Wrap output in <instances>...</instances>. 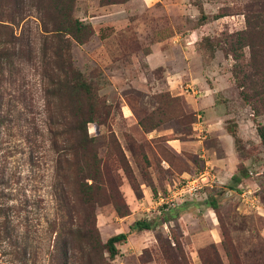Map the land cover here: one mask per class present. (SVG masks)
Returning <instances> with one entry per match:
<instances>
[{
    "label": "rangeland",
    "instance_id": "374dc122",
    "mask_svg": "<svg viewBox=\"0 0 264 264\" xmlns=\"http://www.w3.org/2000/svg\"><path fill=\"white\" fill-rule=\"evenodd\" d=\"M194 1L202 3L209 17L197 32ZM246 2L75 0L73 16L90 24L94 33L83 44L72 41L73 64L94 83L107 105L101 117L104 123H88L87 132L98 138V152L104 159L114 152L113 133L135 180L118 168L119 162L106 161L109 167L118 168L113 172L118 196L115 202L103 198L94 206L96 227L104 242L129 230L137 220L155 223L150 230H132L127 241L118 245L120 253L108 259L110 264H203L198 254L201 249L207 264H264V149L256 128L238 151L250 159L247 178L234 186L231 179L218 182L187 196L185 203L193 210L188 214L168 220L160 215L162 208L174 213L178 206L163 202L160 196L170 194L182 177L203 169L201 146L216 147L199 104L207 85L226 89L205 96L224 104L227 113L238 112L241 119L252 115L231 75L233 59L217 46L205 65L198 45L207 35L225 47L226 33L245 28L242 11ZM30 3L0 0V17L15 19L14 34L27 40L38 57L44 32ZM37 66L33 60L19 62L0 83V264H51L47 256L55 233L49 222L59 215L50 189L56 153L45 124ZM256 121L264 123V114ZM171 141L180 144V151ZM249 170L258 174L251 176ZM247 188L255 191L254 205L241 195ZM208 194H217V212L208 208ZM205 233L211 239L201 237ZM173 234L182 243L184 259L177 254Z\"/></svg>",
    "mask_w": 264,
    "mask_h": 264
},
{
    "label": "trees",
    "instance_id": "16d2710c",
    "mask_svg": "<svg viewBox=\"0 0 264 264\" xmlns=\"http://www.w3.org/2000/svg\"><path fill=\"white\" fill-rule=\"evenodd\" d=\"M107 1L101 0L102 3ZM30 4L37 11V18L44 32L40 54L38 57L34 55L29 42L21 35L14 34L13 17H0V83L6 73L12 75L17 63L24 60L38 63L44 110L47 114L45 124L48 126L51 146L56 153L54 181L50 189L59 210V215L49 222L55 236L52 251L47 256L48 262L110 264L108 259H114L120 253L117 245L125 242L130 232L113 234L103 242L96 227L93 209L103 198L116 201L118 189L113 172L118 168L129 175L133 182L135 180L114 134L110 138L114 152L104 159L98 152V138L87 132L88 123H104L101 117L106 112L107 105L99 96L94 83L74 66L71 45L72 41L85 43L94 30L90 24L73 16L75 0H31ZM193 5L199 12L195 22V26L199 27L209 17L201 2L194 1ZM242 14L245 28L226 33L225 47L207 35L201 37L198 45L205 65L213 59L217 46L221 47L226 57L233 59L231 75L239 96L252 109V120L264 149V123L256 121L257 116L264 114V0H247ZM245 48L248 49V55L245 54ZM139 123L144 129H148L142 121ZM225 129L233 138L235 150H242L243 140L235 122L226 121ZM106 161L119 162L120 167L113 169ZM247 176L246 167L239 163L237 172L231 178L232 186ZM219 195L222 193L219 192ZM218 200L217 194L207 195L206 202L215 212L219 208ZM177 214V210L174 213L161 212L165 220L174 218ZM154 226L155 223L137 220L130 230H150ZM172 239L177 254L184 259L185 252L180 239L174 234ZM209 248L214 250L212 245ZM225 249L229 254L228 248ZM204 251L201 249L198 254L202 263L207 264Z\"/></svg>",
    "mask_w": 264,
    "mask_h": 264
},
{
    "label": "crops",
    "instance_id": "0c3cea01",
    "mask_svg": "<svg viewBox=\"0 0 264 264\" xmlns=\"http://www.w3.org/2000/svg\"><path fill=\"white\" fill-rule=\"evenodd\" d=\"M151 2L152 1H150V3ZM153 2H155V1H153ZM165 8H166V4L164 3V9ZM203 9H204V6H203ZM196 10H197V8H196ZM198 16H199V12H198ZM201 27H202V25L199 27L195 26L194 31L195 32L199 31ZM104 37H105V35L101 34V38H104ZM158 44L159 43H157V45H155V46H159ZM154 50L157 51L159 49H158V47H155V49L153 47V51ZM180 61H181V63H184V59L182 56L180 58ZM206 89H207L206 93L202 96L199 104H200L201 108H203L205 110V115L207 117L206 122H208V124H207L208 129L207 130H208L211 138L214 139L216 147H211V148L206 147L205 148L202 145L201 149L204 152V154L206 155V157L204 154L202 155V158H203L202 160H203L204 166L206 164H208L211 167L212 172L217 177L219 183L220 182H227L237 172V165L239 163H242L243 165H245V167H247L250 159H249V157H245V156L243 157L242 155H240V152L235 150L233 138L226 131V129H225V123L226 122H224V120L228 119V118L233 119V121L237 125L238 134L240 135L241 139L243 140V142L245 144H248V140L250 138H252V136H251L252 131L255 130V127H252V124H253L252 121L253 120L251 118V116H252L251 113H249L248 118H242L241 119L238 112L231 111V113H227V108L225 107V105L218 103L217 99L213 98V96H211V98H208L205 96V95L209 94V92H213V93L214 92L217 93L219 91L225 92L226 89L222 88L221 86H219L218 88H213V87H210L208 85H207ZM236 94H237V91H236ZM124 117H128V113H125ZM214 123H216V124H214ZM218 123H219V126H218ZM255 141L258 142V139H255ZM170 143L172 144V146H174V148H176L177 151H180V147H181L180 144H176L173 141H171ZM207 154L210 155V157L211 156L212 157L210 159H207V156H208ZM182 202L183 203H181V204H180V201L177 202L178 206L176 207V210L178 211L179 215H182V213L188 214V213H190V211H193V210H189L192 208H189V206L185 203V199L182 200ZM206 204H207V202H206ZM207 206H208V204H207ZM208 208H210V207L208 206ZM171 210L172 209H170V208L169 209H165V208L163 209L162 208L161 212H163V211L167 212L168 211L171 213ZM161 212H160V215H161ZM122 232H130L131 233L132 231L129 228V230L122 231ZM130 233H129V235H130ZM129 235H128V237H129ZM198 236L200 237V235H198ZM202 236H204L208 239L210 237V235L208 233H205V235L202 234L201 237ZM128 237H127V239H128ZM127 239H126V241H127ZM210 239H211V237H210ZM211 241L212 240L208 241L207 243H209Z\"/></svg>",
    "mask_w": 264,
    "mask_h": 264
},
{
    "label": "built area",
    "instance_id": "2783aa9c",
    "mask_svg": "<svg viewBox=\"0 0 264 264\" xmlns=\"http://www.w3.org/2000/svg\"><path fill=\"white\" fill-rule=\"evenodd\" d=\"M248 173L251 176L258 174L251 170H249ZM218 182L219 181L215 174L212 172L211 167L206 164L197 175H189L179 179L170 189V194H167L166 196H160L159 199H164L165 201L163 202L165 203L182 201L187 196H192L203 191L206 187L216 186ZM240 186L241 185H239V187ZM241 195H246V201H249L251 205H254V200H256L255 191L247 188L242 190Z\"/></svg>",
    "mask_w": 264,
    "mask_h": 264
}]
</instances>
